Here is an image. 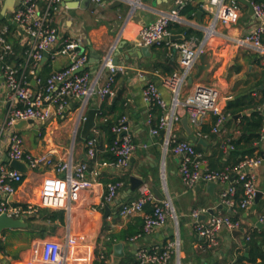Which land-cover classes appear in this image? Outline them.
Segmentation results:
<instances>
[{
    "label": "crops",
    "instance_id": "obj_1",
    "mask_svg": "<svg viewBox=\"0 0 264 264\" xmlns=\"http://www.w3.org/2000/svg\"><path fill=\"white\" fill-rule=\"evenodd\" d=\"M179 1L181 0H101L96 3L91 0L88 7L80 8L77 7L80 2L57 0L51 10V23L57 30L58 42L47 53L46 60L40 62L35 77L29 76L33 91H41L45 80L52 73L70 64L69 58L56 54L57 51L65 41L76 40L81 51L87 56L86 69L83 72L89 73L91 78H98V88H101L108 75L104 63L108 57L111 61L116 57V66L123 67L124 70L115 75L113 85L115 96L100 100L95 95L89 100L87 107L100 111L103 104L108 107L120 99L121 118L126 117L130 135L136 145L129 167L125 171L103 165L107 163L102 160L106 144L100 148V145H96L95 157L88 158L86 139L81 137L83 106L77 98L70 99L62 113L60 115L53 113L51 119L45 124L34 122L21 129L15 126L11 129L6 128L5 119L10 108V92L4 82L1 67L3 63H7L28 73L27 51L30 49V40L10 21L12 11L6 13L5 16H9L8 21L13 29L9 30L7 25L0 24V32L4 27L7 28L5 38L12 48V54L5 57L4 62L0 61V166L9 167L8 139L12 134H17L23 139L24 150L34 156L49 154L55 162L67 158L74 164L87 163L88 171L85 180L90 186L80 193L78 200L71 204L70 209L49 210L53 215L62 211V222L47 220V214H39L34 222L36 225L34 232L28 228V220H25L27 224L25 228L4 231L0 235L3 243V250L0 251L1 264H39L42 246L47 241L60 244L62 254L66 256V264H103L98 258L101 248L105 249L106 264H137L139 249L161 247L169 241L176 240L179 243L180 264H235L240 255L246 257L245 249L248 250V248L245 234L248 229L263 227H257L256 224L259 223L258 218L264 207V159L255 169L256 188L261 196L257 204H254L247 212H242L239 217L244 227L242 234L234 237L230 232L228 235L222 234L221 230L218 234L219 246L207 247L205 241L193 228L194 219L191 214L195 210H205V213H201L198 217L201 222L209 220L212 216L209 213L210 210L214 211L213 215H227V209L224 206L223 209H219L220 191L224 185L215 183L216 186L210 192L207 189V183H200L191 189L183 185L179 175L178 158L170 152H164L162 135L154 136L150 132L157 125L158 115L155 109L148 108L142 98L144 86L154 83L161 97L170 103L171 94L163 86L162 80L168 76L165 66L171 67L173 73L177 71L168 61L174 60L178 67V55L171 53L166 45H163L151 48L155 58H126L132 48H137L134 41L140 28L153 23L161 14L179 16V22L171 23L169 33L170 37L181 35L182 38L174 40L169 38V42L181 43L191 38L201 41L204 38L211 24V17L204 10L201 15H197V12L202 9L200 6L202 0L190 2V7L197 9L192 18L182 16L181 8L174 10ZM230 1L234 0H227L228 3ZM249 1L263 2V0ZM46 5L45 1L40 2L42 9ZM256 23V18L249 15L248 7L241 4V15L236 24L218 25L195 64L189 77L191 82L188 81V85L183 89L182 97L191 94L195 85L203 83L218 88L223 109L229 101H234L235 98L245 94L259 100L262 96L261 91L264 89L262 57L248 47L236 45V41L248 34ZM179 28L189 29L192 34L186 38L183 32H179ZM193 33H200L201 38H197ZM96 59L98 62H95ZM39 73L41 79L37 77ZM52 110L55 109L52 108ZM256 111L264 116V103L256 108ZM115 114L109 112L108 117L113 118ZM185 117L184 115L182 119ZM232 117L225 121L218 133H213V115H207L202 119L201 126L208 127L209 134L204 135L200 134L201 126H194L187 118L190 133L180 122L177 136L195 145L199 139H202L204 141L201 144L203 155L208 157L216 153L214 160L219 166L218 147L210 135L213 133L218 139L238 136L239 131L234 130L241 117L237 121H234ZM99 137L101 138V135L98 131L96 139ZM261 146L264 152V136ZM52 175L63 176L61 173H56L52 167L45 165L34 170L28 169L23 175L22 183L17 185L15 194L6 196L0 193V202L6 199L14 205L37 203L42 180ZM130 176L143 180V185L137 191L128 194ZM116 179L122 181L123 186L118 190L113 202L107 205L110 213L106 219H103L105 206H102V197L107 184ZM145 189L153 195V203L170 199L176 214V222L168 218L162 227L147 235L142 233L143 216L152 211V202L144 206L142 214L127 218L119 215L121 207L136 201ZM154 190L163 196V199H158ZM110 235L120 236V239L110 242L107 238ZM106 243L109 244L106 245ZM118 243L123 245V257L120 259L115 258L113 249ZM175 261L174 256L169 264H176ZM246 263V261L242 262V264Z\"/></svg>",
    "mask_w": 264,
    "mask_h": 264
},
{
    "label": "built area",
    "instance_id": "obj_2",
    "mask_svg": "<svg viewBox=\"0 0 264 264\" xmlns=\"http://www.w3.org/2000/svg\"><path fill=\"white\" fill-rule=\"evenodd\" d=\"M0 0V10L3 2ZM19 5L12 11L10 21L29 40L30 49L27 51L29 71H21L14 66L3 63L2 75L6 87L10 92V108L5 119L6 128H13L20 121L32 120L37 123H47L53 113L60 115L67 107L70 99L77 98L82 106L88 104L93 96L100 100L110 99L115 96L114 82L117 72H122L123 67L112 64L110 57L104 63L108 71L104 86L98 88V78H91L87 72L76 73L87 63V56L81 51L76 40L65 41L56 54L67 56L70 60L68 67L52 73L44 83L41 91L34 92L30 83V77H35L36 70L44 57L58 42V33L51 23V10L57 0H18ZM45 1L46 7L42 9L40 2ZM99 3L101 0H93ZM193 0H181L179 8L184 7ZM249 1V0H248ZM251 2V1H250ZM254 17L257 23L253 29L236 41L238 47H248L258 53L264 69V2L254 3ZM202 10L211 17V24L207 28L204 38L197 41L191 38L185 42H169L168 28L171 23L179 22L178 15L161 14L153 23L143 26L138 31L134 45L140 47L158 48L166 45L171 53L178 55L179 69L166 76L162 80L163 86L171 94V101L167 103L158 91L154 83H148L142 89V98L150 110L157 108L160 111L157 125L151 129L154 136L162 135L164 152H170L179 160V175L186 188H194L200 183H220L223 188L220 191L221 205L226 209H238L247 212L254 205L256 197L255 169L261 165L262 156H246L233 169L228 167L221 171L209 170L206 166L203 153L196 150L195 144L187 140H181L177 136L182 117L185 115L191 124L200 127L202 119L211 114L216 117L212 128L213 133H218L226 121L224 109L220 104V92L214 85L197 84L191 94L182 97L183 89L188 85L190 74L200 55L203 53L207 41L212 36L218 25L230 26L238 22L241 15V4L227 0H202ZM7 28L0 32V61L12 54L11 45L6 41ZM30 76V77H29ZM39 82L38 79H35ZM264 82V81H263ZM82 107V108H83ZM52 108L55 110L53 111ZM261 111V109H260ZM112 131L117 139L111 146V152L115 156L112 163L103 164L105 167L125 171L129 167V161L136 149L126 117H122ZM122 135L118 138V135ZM98 130H92V136L86 140L87 156L95 157L96 136ZM220 148L224 153L232 149L228 140L221 143ZM8 160H18L27 164L28 169L34 170L45 165L52 167L56 173L63 174L46 176L42 180L39 199L35 204L14 205L4 199L0 202V215L13 219L27 220L35 215L39 209L68 210L71 204L76 202L82 191L89 188L85 175L88 165L85 162L74 164L71 159L54 161L49 154L34 156L23 148V139L17 134H12L8 139ZM233 174V175H231ZM232 179V181H231ZM23 181V175L18 171L0 166V193L13 196L17 185ZM123 182L118 180L107 184L102 197V206L113 202ZM238 187L241 193L237 198ZM153 195L146 189L140 197L133 202L124 204L119 215L122 218L143 213L146 204L153 203ZM205 210H195L191 216L194 219L193 228L209 248L219 246L218 234L221 230L242 231L243 223L239 218L229 215H212L208 221L201 222L198 217ZM168 218L176 222V214L170 199L152 204V211L143 216L142 233L147 235L162 227ZM258 222L264 226V207L258 218ZM245 240H249V234H245ZM105 249L101 248L98 258L106 264ZM176 264L179 262V243L169 241L161 247L151 249L141 248L137 252L138 264H169L173 257ZM1 264V263H0ZM39 264H66V256L61 252V246L57 242L47 241L41 249V261ZM233 264V263H229Z\"/></svg>",
    "mask_w": 264,
    "mask_h": 264
},
{
    "label": "trees",
    "instance_id": "obj_3",
    "mask_svg": "<svg viewBox=\"0 0 264 264\" xmlns=\"http://www.w3.org/2000/svg\"><path fill=\"white\" fill-rule=\"evenodd\" d=\"M264 2V0H263ZM262 3V2H261ZM195 7H190V3H187L184 7L181 8L180 14L186 18H192L196 12ZM9 16H2L0 15V24H4L8 26L9 30H12L13 27L8 21ZM171 27L168 28L170 30ZM179 32H183L185 37H190V34L192 32L189 29L186 28H179ZM197 36V38H201L200 33H193ZM166 49V48H165ZM10 59L12 60L13 57L11 56ZM166 75H171L173 73V70L171 67L165 66ZM38 78L41 79L40 73L37 75ZM262 96L259 100H255L251 95L245 94L243 96L235 98L234 101H229L227 103V106L224 109V114L226 116V120L231 118L234 115L241 114L243 115L240 118L239 123L236 125V128L234 131L238 130L239 135L236 137L227 136L218 139L215 134L210 135V138L213 142L216 143V147H218V159L220 162V165L217 166L216 161L214 160L216 153L210 155V156H204V159L206 161V166L209 170L214 171H221L225 168L233 169L237 164H239L244 157L246 156H261L264 154L262 151L261 142L263 140V128H264V116L256 111V108L262 106L264 103V89L261 91ZM155 109L157 117L159 118L160 111L157 108ZM247 111V113H245ZM109 112L116 113L113 118L108 117ZM121 105H120V99H117L114 101L110 106L102 105L99 111L98 115V123H97V129L101 135V138L96 139V145L100 147H103L104 144H106V147L103 151L102 160L107 163H111L115 161V156L111 152V146L113 145V142L117 139V135L112 131V128L116 125H118V120L121 118ZM216 121V117L213 116L212 118V126H214V123ZM200 134H209V128L204 126H201ZM103 136V138H102ZM88 139V138H87ZM86 139V140H87ZM85 140V141H86ZM224 140H228L230 146L232 147L231 150L224 153L222 149L220 148L221 143ZM195 148L198 152L202 153V146L200 144L195 145ZM96 150V147H95ZM224 158V159H223ZM233 175V174H231ZM115 181H118L116 179ZM112 181V182H115ZM241 193L240 187H238L237 192V198L239 197ZM151 212V211H150ZM236 213L241 214L242 211L235 209ZM47 214L46 219L50 221L59 220L60 222L63 221V212H59L55 215L50 213L49 210L46 209H39L37 213L29 219L28 221V228L31 229V232H34V228H36V225H34L35 220H37L38 215ZM227 215L234 218L233 215H230L227 213ZM125 232H123L124 234ZM247 233L249 234V240L246 242V247L248 248V256L244 257L243 255H240L238 259L236 260L235 264H242L243 261H246V264H264V226L259 228H252L248 229ZM122 237V236H121ZM108 238V241L113 242L114 239L118 240L120 239V236H114L110 235ZM2 240L0 239V251L3 250L2 246ZM109 243H106L108 245ZM138 264V263H137Z\"/></svg>",
    "mask_w": 264,
    "mask_h": 264
},
{
    "label": "water",
    "instance_id": "obj_4",
    "mask_svg": "<svg viewBox=\"0 0 264 264\" xmlns=\"http://www.w3.org/2000/svg\"><path fill=\"white\" fill-rule=\"evenodd\" d=\"M64 2H80V3H78L77 7L85 8V7L89 6L91 0H64ZM234 2H238V3L246 5L248 7L249 15L254 17L253 5L250 1H248V0H234ZM18 5H19L18 0H5L0 14L2 16H5L6 13L13 11ZM133 7H135L134 3H133ZM178 9H179V6L174 7V10H178ZM202 12H203V10L200 9V11L197 12V15L198 16L201 15ZM170 38H171V40H174L177 38H182V36L181 35L180 36H172ZM128 57H132V58L137 57L139 59L143 57V58L151 59V58H155V54L152 53L150 47H140V48L137 47V48H132L128 52L126 58H128ZM46 58H47V52L44 53V57L42 59V62H44L46 60ZM95 62H98V59H96ZM168 62L175 70H178L177 64L174 60H169ZM112 64L117 65L116 57L114 59H112ZM85 69H86V65L84 67L80 68L76 73L83 72ZM189 82H191L190 79H189ZM82 113L84 114V119L82 122L81 137L83 139H87L89 137V135L91 134V131L96 127V117L99 113V110L93 109V108H88L87 105H85L82 108ZM240 117H241V114H237V115H234L232 117V119L234 121H237ZM181 123H182L183 127L185 128V130L188 133H190L187 117L183 118L181 120ZM32 124H34V121H32V120L20 121L17 124H15V128L21 129L22 127H25L26 125H32ZM160 135H163V132H161ZM121 136H122L121 134L118 135V138L120 139ZM263 136H264V131H263ZM197 143L201 145L204 143V141L202 139H199ZM261 156L264 159V154H262ZM8 163H9L10 168L18 171L22 175L26 174L28 171L27 164L22 162V161H18V160L9 161L8 160ZM142 185H143V180L139 179L136 176H130L129 177V190L127 191L128 194H131V193L137 191ZM215 186H216V184L213 182L207 183L208 191L210 192ZM154 193L158 199H163V196L159 195V193H157L156 190H154ZM260 196H261V193L257 191L256 197L254 199V204H257ZM219 209H223V205H220ZM109 213H110L109 207L105 206L103 219H106L109 216ZM209 213L211 215H213L214 211L210 210ZM227 213L230 215H233L234 218L240 217V214L236 213L231 208L227 209ZM256 225H257V227L263 226L261 223H257ZM26 226H27L26 222L22 219H13V218H9L5 215H0V235L6 230L21 229V228H25ZM228 233H229L228 230H226V229L222 230V234L228 235ZM230 234L235 237V235H241L242 233H241V231H230ZM113 249H114V253H115L114 256L116 259H120L123 257V245L122 244H120V243L115 244ZM247 251L248 250L245 249V256L246 257H247V254H246Z\"/></svg>",
    "mask_w": 264,
    "mask_h": 264
}]
</instances>
